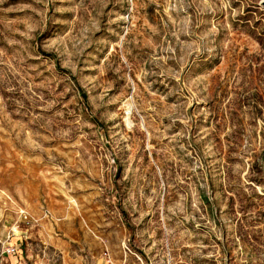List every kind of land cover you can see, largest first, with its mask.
Returning a JSON list of instances; mask_svg holds the SVG:
<instances>
[{"label": "rangeland", "instance_id": "374dc122", "mask_svg": "<svg viewBox=\"0 0 264 264\" xmlns=\"http://www.w3.org/2000/svg\"><path fill=\"white\" fill-rule=\"evenodd\" d=\"M15 230L21 264H264V0H0Z\"/></svg>", "mask_w": 264, "mask_h": 264}, {"label": "built area", "instance_id": "2783aa9c", "mask_svg": "<svg viewBox=\"0 0 264 264\" xmlns=\"http://www.w3.org/2000/svg\"><path fill=\"white\" fill-rule=\"evenodd\" d=\"M18 230V228H16ZM12 231V229H11ZM6 234L3 238H0V257L1 256H17L20 251H18L17 245L21 244V242H12L14 239L19 238L21 241L25 240L24 234H19L18 236L15 234L16 230ZM18 232V231H17ZM25 264V263H24ZM108 264H113L112 262H108Z\"/></svg>", "mask_w": 264, "mask_h": 264}, {"label": "crops", "instance_id": "0c3cea01", "mask_svg": "<svg viewBox=\"0 0 264 264\" xmlns=\"http://www.w3.org/2000/svg\"><path fill=\"white\" fill-rule=\"evenodd\" d=\"M4 257V256H3ZM7 259H9L11 261V263H14V264H21V260H22V257H19L18 256H5Z\"/></svg>", "mask_w": 264, "mask_h": 264}, {"label": "bare ground", "instance_id": "6f19581e", "mask_svg": "<svg viewBox=\"0 0 264 264\" xmlns=\"http://www.w3.org/2000/svg\"><path fill=\"white\" fill-rule=\"evenodd\" d=\"M128 114V113H127ZM127 118V117H126ZM129 126V125H128Z\"/></svg>", "mask_w": 264, "mask_h": 264}]
</instances>
